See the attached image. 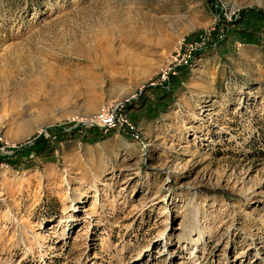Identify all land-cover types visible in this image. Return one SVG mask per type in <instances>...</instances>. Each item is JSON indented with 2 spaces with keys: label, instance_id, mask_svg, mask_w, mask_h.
<instances>
[{
  "label": "rangeland",
  "instance_id": "374dc122",
  "mask_svg": "<svg viewBox=\"0 0 264 264\" xmlns=\"http://www.w3.org/2000/svg\"><path fill=\"white\" fill-rule=\"evenodd\" d=\"M249 7L0 0V264H264V34L179 70L218 11ZM156 90L173 93L156 118L128 111ZM106 106L134 133L83 140ZM56 126L53 154L5 160Z\"/></svg>",
  "mask_w": 264,
  "mask_h": 264
},
{
  "label": "trees",
  "instance_id": "16d2710c",
  "mask_svg": "<svg viewBox=\"0 0 264 264\" xmlns=\"http://www.w3.org/2000/svg\"><path fill=\"white\" fill-rule=\"evenodd\" d=\"M221 9V8H220ZM220 15V19L223 23L218 24V26L213 29L209 35H206V43L201 48L196 49L193 52L192 57L194 58L196 55L210 50L214 45H224L227 36H232L236 41L244 44H259L262 41V34H264V9L259 7H249L240 11L238 16H235L231 21L226 20L223 16L222 11H218ZM201 36V35H200ZM199 40V36L196 37ZM193 58L189 61L182 63L179 68L180 72L188 69L192 63ZM186 71H183V73ZM182 73V74H183ZM178 76H173L171 74V80H173V86L180 87V80ZM160 92V93H159ZM173 92V91H172ZM156 98L149 97L145 98L142 101V104L138 107L135 105L128 106V111L134 110L136 108L140 112H145L148 116L147 118H156L161 111L165 110L168 105L173 101L172 96L173 93L165 92V91H157L154 93ZM123 134L129 135L134 133V129L130 128L127 125L123 126ZM85 129L83 125L79 126L77 130ZM51 132L53 133V140L46 138L44 135H40L35 139L34 145L31 148H24L22 150H17V154L13 159H5L11 163H16V160H20L23 158V155H29L31 151L35 152L39 156L51 155L53 154V150L55 146H59V143L63 141V139L67 138L69 135L65 129L60 126L52 127ZM78 130V131H79ZM112 131V130H111ZM101 129L98 127H91L85 129V136L83 140L88 142H96L101 140L104 137L101 135ZM54 145V146H53ZM221 191V190H217Z\"/></svg>",
  "mask_w": 264,
  "mask_h": 264
},
{
  "label": "built area",
  "instance_id": "2783aa9c",
  "mask_svg": "<svg viewBox=\"0 0 264 264\" xmlns=\"http://www.w3.org/2000/svg\"><path fill=\"white\" fill-rule=\"evenodd\" d=\"M202 41L196 43V45L193 47L194 51L198 48H201L203 45H205L206 42V37H203L201 39ZM193 53L189 54L188 57H192ZM186 62L188 60H185ZM163 78H166V75H163ZM156 83V82H155ZM153 83V84H155ZM90 126H97L105 131H108L110 129H115L117 127H121L123 125H127L130 128L134 129V125L132 122L129 120V117L126 113H124L123 110H116L114 108H111L109 106L103 107L100 109L92 118L90 121Z\"/></svg>",
  "mask_w": 264,
  "mask_h": 264
}]
</instances>
